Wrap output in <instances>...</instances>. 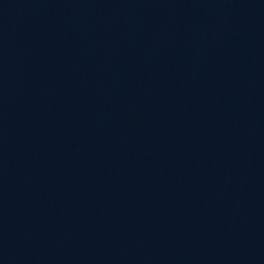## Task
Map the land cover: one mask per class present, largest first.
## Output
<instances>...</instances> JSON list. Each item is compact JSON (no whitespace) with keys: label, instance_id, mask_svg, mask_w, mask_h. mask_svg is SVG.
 <instances>
[{"label":"water","instance_id":"1","mask_svg":"<svg viewBox=\"0 0 264 264\" xmlns=\"http://www.w3.org/2000/svg\"><path fill=\"white\" fill-rule=\"evenodd\" d=\"M0 264H264V0H0Z\"/></svg>","mask_w":264,"mask_h":264}]
</instances>
